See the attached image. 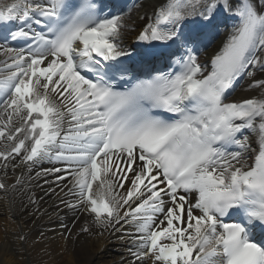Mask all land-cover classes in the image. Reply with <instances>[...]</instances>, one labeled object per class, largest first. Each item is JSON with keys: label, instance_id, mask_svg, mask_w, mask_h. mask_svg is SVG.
<instances>
[{"label": "snow or ice", "instance_id": "obj_1", "mask_svg": "<svg viewBox=\"0 0 264 264\" xmlns=\"http://www.w3.org/2000/svg\"><path fill=\"white\" fill-rule=\"evenodd\" d=\"M105 7L0 0L25 45H0V160L62 163L37 176L63 173L66 206L97 225L133 226V264H264V0H166L137 39L174 49L179 71L133 80L119 42L131 8ZM225 14L237 22L209 70L197 53ZM245 77L261 95L226 102Z\"/></svg>", "mask_w": 264, "mask_h": 264}, {"label": "bare ground", "instance_id": "obj_2", "mask_svg": "<svg viewBox=\"0 0 264 264\" xmlns=\"http://www.w3.org/2000/svg\"><path fill=\"white\" fill-rule=\"evenodd\" d=\"M164 3L166 0H137L128 7L125 12L131 8L130 18L127 20V27L121 32L120 44L132 45L139 32L151 22L150 18H153L154 11ZM229 32L226 27L219 30L218 39L208 42L210 43L208 48L203 47L200 50L199 61L209 60L210 55L216 53L226 40ZM257 78L264 79V74L257 73ZM261 93L262 90L259 88H249V81L245 77L234 89L232 98L242 99L250 96L258 98ZM20 168V163L16 161L10 166L3 167L0 172V184L4 185V188L0 189V264H121L128 260L130 262L128 248L125 245L119 246L118 243L124 242L125 238L120 237L121 240H118L115 234L108 235L97 229L83 207L73 212L70 220L73 223L70 226H64L63 230H55L56 224L48 223L56 217L65 216L66 210L60 202L53 208V205H50V196L42 199L37 196L33 208L38 207V210L34 213L35 218H32L26 212L25 206L34 198L32 192L34 186L31 180L19 174ZM41 172L42 170L35 169L29 176L34 181L43 175L37 176V173ZM43 181L45 180H39ZM26 185H31V191L22 193ZM35 187L38 188L39 185L36 184ZM38 191L41 194L58 192L56 185L47 186L45 189L38 188ZM72 202L75 201L69 203ZM37 218L40 221L34 225ZM81 221L82 229L87 227L88 230L82 231L76 241L72 242L71 236L80 227Z\"/></svg>", "mask_w": 264, "mask_h": 264}]
</instances>
